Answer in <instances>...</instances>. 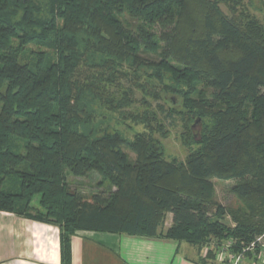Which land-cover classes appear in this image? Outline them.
Here are the masks:
<instances>
[{"label":"trees","instance_id":"1","mask_svg":"<svg viewBox=\"0 0 264 264\" xmlns=\"http://www.w3.org/2000/svg\"><path fill=\"white\" fill-rule=\"evenodd\" d=\"M243 1L0 0V212L57 225L61 264L83 230L236 251L264 233V25ZM169 96L182 162L155 138Z\"/></svg>","mask_w":264,"mask_h":264},{"label":"crops","instance_id":"2","mask_svg":"<svg viewBox=\"0 0 264 264\" xmlns=\"http://www.w3.org/2000/svg\"><path fill=\"white\" fill-rule=\"evenodd\" d=\"M59 233L53 223L0 212V264H61ZM217 247L214 241L200 246L159 235L83 230L71 237L70 258L71 264H225ZM243 264L264 263L248 257Z\"/></svg>","mask_w":264,"mask_h":264},{"label":"rangeland","instance_id":"3","mask_svg":"<svg viewBox=\"0 0 264 264\" xmlns=\"http://www.w3.org/2000/svg\"><path fill=\"white\" fill-rule=\"evenodd\" d=\"M221 10L226 15L230 16V12L227 10V8L222 5ZM247 11L251 16H254L259 23L264 25V0H244L242 6H238V12L239 11ZM237 11V9H236ZM134 98L137 100V103L135 104L134 108L139 109V111H143L144 107L141 105V94L138 91H135ZM172 96H169L168 98L165 97V99L160 102L151 101V107L156 111L158 110L157 105L160 104L164 109L167 108V106H171L174 108H178V100L171 101ZM165 102V103H164ZM158 117L159 119L163 120V123L165 125V129L167 132L166 134H155V138L159 140L161 143L164 153L166 157L170 159H175L178 162H182L185 159V156L188 153V148L186 143L184 142L183 137L186 134V128L185 125H183V122L180 120L178 116H175L173 119H165L164 114L159 113L158 110ZM193 132L196 133L199 130L198 125L196 126L193 123ZM120 129L123 130V132L128 136L129 138L132 137V135L135 132H141L142 127L141 126H134L130 130L125 129V127H120ZM131 157H133L132 154H130ZM214 192H215V199L216 201L229 208V209H235L238 205H240V201L231 193V181H217L214 180ZM164 227L169 224L170 220L169 218L165 220ZM224 222L227 225H231L230 218H225ZM212 242V241H211Z\"/></svg>","mask_w":264,"mask_h":264},{"label":"built area","instance_id":"4","mask_svg":"<svg viewBox=\"0 0 264 264\" xmlns=\"http://www.w3.org/2000/svg\"><path fill=\"white\" fill-rule=\"evenodd\" d=\"M217 254L221 263L225 264H243L248 257L264 263V233L255 237L248 245L241 246L237 251L234 249V241H225L219 245Z\"/></svg>","mask_w":264,"mask_h":264},{"label":"water","instance_id":"5","mask_svg":"<svg viewBox=\"0 0 264 264\" xmlns=\"http://www.w3.org/2000/svg\"><path fill=\"white\" fill-rule=\"evenodd\" d=\"M195 124V123H194Z\"/></svg>","mask_w":264,"mask_h":264}]
</instances>
